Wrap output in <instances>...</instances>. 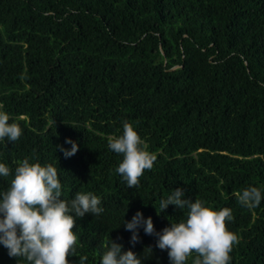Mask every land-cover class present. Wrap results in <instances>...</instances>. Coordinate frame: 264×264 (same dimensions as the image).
<instances>
[{
	"label": "trees",
	"instance_id": "obj_1",
	"mask_svg": "<svg viewBox=\"0 0 264 264\" xmlns=\"http://www.w3.org/2000/svg\"><path fill=\"white\" fill-rule=\"evenodd\" d=\"M0 103L22 129L0 141L11 170L0 192L27 158L57 168L62 199H101L100 215L76 218L69 264H100L110 239L141 264H169L156 236L140 227L133 246L123 222L139 211L161 232L184 219L161 212L176 188L231 209L229 264H264V0H0ZM123 121L157 157L131 189L108 147ZM248 187L262 194L253 209L235 195ZM0 264L28 262L0 245Z\"/></svg>",
	"mask_w": 264,
	"mask_h": 264
},
{
	"label": "clouds",
	"instance_id": "obj_2",
	"mask_svg": "<svg viewBox=\"0 0 264 264\" xmlns=\"http://www.w3.org/2000/svg\"><path fill=\"white\" fill-rule=\"evenodd\" d=\"M0 103V141H17L22 129L10 121ZM71 149L57 146L65 158L74 155L78 146L71 140ZM109 149L122 156L116 172L129 189L137 187L145 170H151L156 155L149 152L147 143L140 138L128 121L122 122V134L108 139ZM10 169L0 163V176H9ZM61 183L58 170L51 164L42 166L30 163L25 158L18 162L10 187L0 192V245L8 250L9 257H23L28 264H69L68 257L74 256L78 237L73 232L76 218L86 214L100 215V197L91 192H78L70 200L61 198ZM241 205L257 207L262 194L257 187H248L235 193ZM169 205L187 209L185 218L170 223L161 232H155L151 217L145 219L136 212L131 221L123 222L126 231L132 233L130 244L139 242L137 229L143 227L146 235L157 237L156 248L167 250L169 264H186L195 253L192 264H229L233 245L238 236L226 227V221L234 219L229 208L214 211L202 200L184 198L182 188L174 189L167 199L160 201L161 212ZM100 253V264H141V259L131 250L123 251V245L110 239ZM149 253L152 249L146 248ZM81 256L79 264H85Z\"/></svg>",
	"mask_w": 264,
	"mask_h": 264
}]
</instances>
